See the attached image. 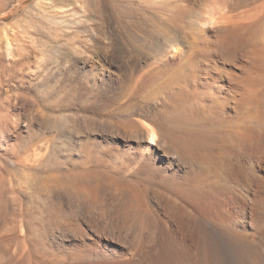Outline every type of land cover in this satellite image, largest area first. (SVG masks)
I'll return each instance as SVG.
<instances>
[{
  "label": "rangeland",
  "instance_id": "obj_1",
  "mask_svg": "<svg viewBox=\"0 0 264 264\" xmlns=\"http://www.w3.org/2000/svg\"><path fill=\"white\" fill-rule=\"evenodd\" d=\"M226 2L0 0V264H26L28 253L53 250L48 245L75 235V225L108 254L123 253L134 220L127 208L143 209L139 217L154 232L160 218L168 221L163 206L177 200L162 178L174 171L137 159L155 147L144 130L161 132V101L146 99L150 78L164 79L193 52L201 60ZM51 46L60 50V63L47 61ZM261 163L257 175L264 178ZM260 186L245 193L238 223L251 254L264 252L256 245L264 207L253 209L264 206ZM219 238L199 239L214 263L240 261L239 243Z\"/></svg>",
  "mask_w": 264,
  "mask_h": 264
},
{
  "label": "bare ground",
  "instance_id": "obj_2",
  "mask_svg": "<svg viewBox=\"0 0 264 264\" xmlns=\"http://www.w3.org/2000/svg\"><path fill=\"white\" fill-rule=\"evenodd\" d=\"M225 9L212 22L219 32L204 41L203 60L193 52L164 79L153 75L148 83L152 87L146 99H160L163 119L157 126L160 134L147 124L144 133L155 147L140 152L137 159L159 172L162 165L173 169L174 177L162 178L164 188L175 195L170 199L177 200L175 206H163L168 221L160 218L154 232L139 217L143 209L127 208L125 215L134 220L123 253L108 254L101 241L75 225V235L54 239L48 245L53 244V250L28 253L26 264H215L212 249L203 244L211 235L239 243L241 259L231 264H264V252L251 254L247 235L238 230L245 193L264 183L257 175L264 160V0H227ZM46 59L63 61L53 46ZM211 133L216 143L208 140ZM259 207L264 206L253 205ZM261 232L256 245L264 249ZM116 236L113 231L111 244H117ZM145 257L147 262L142 261Z\"/></svg>",
  "mask_w": 264,
  "mask_h": 264
}]
</instances>
